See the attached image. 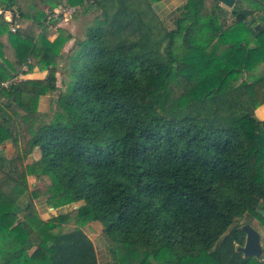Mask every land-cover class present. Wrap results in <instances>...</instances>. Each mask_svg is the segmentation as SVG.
Masks as SVG:
<instances>
[{
  "label": "trees",
  "instance_id": "trees-1",
  "mask_svg": "<svg viewBox=\"0 0 264 264\" xmlns=\"http://www.w3.org/2000/svg\"><path fill=\"white\" fill-rule=\"evenodd\" d=\"M50 1L100 13L63 57L70 33L51 42L47 13L0 1L13 15L0 16V144L15 147L0 152L1 264H99L90 222L109 241L104 264H257L236 248L243 224L264 226V0L217 1L202 24L200 0H185L168 31L151 11L159 0ZM30 60L46 77L14 80ZM26 175L51 183L29 190ZM40 197L78 205L43 220Z\"/></svg>",
  "mask_w": 264,
  "mask_h": 264
},
{
  "label": "rangeland",
  "instance_id": "rangeland-1",
  "mask_svg": "<svg viewBox=\"0 0 264 264\" xmlns=\"http://www.w3.org/2000/svg\"><path fill=\"white\" fill-rule=\"evenodd\" d=\"M19 1L25 2L24 0H19ZM39 2H41V1H39ZM26 3L31 4L29 6V9L25 10L28 13L29 12L30 13H37L39 11V9H42L43 12H45V11L50 12L51 11L48 0H42V3L40 5H36V7H38V9L33 6V1H31V0H27ZM74 7H75L74 12L71 15L68 14V15L61 17V19H57V20L55 19V22L57 25L59 24L62 27L64 26V24L66 22L74 23V25H75L74 41H75L76 38H78L79 36H81L85 33L87 25L95 22V19L99 13V8L93 9L90 12H84V6L83 7L82 6H79V7L74 6ZM224 7L226 9H228V7H226V6H224ZM47 12H45V13H47ZM232 22H234V21L231 20L228 24H230ZM54 25L55 24H53V26L52 25L48 26L45 24L46 27L43 30H39V32L42 31L46 35V37L53 35L57 30L56 28H54ZM11 26L14 27L15 29L17 27V25L14 24V25H9V28ZM49 27H51V28L48 29ZM8 30L9 29H7L6 33L9 36L10 34H9ZM11 40L14 42V38H12ZM181 44H182L181 40L179 38H177L176 42L174 44V51L175 52L181 53V46H180ZM70 47H71V45L66 47L65 50H67V51L61 50V54L63 57L66 56V54H67L66 52H68ZM169 48H170V46L168 45L167 49H169ZM28 70H31V68H29ZM63 70L64 69H63V64H62L61 67H58V72L56 73V78H57L56 85L58 86V88H61V90H62L61 86H62V80H63V75H62ZM58 94H59V91H55L51 95L48 94V95L40 96L39 101H38V110L40 112H47L50 114L51 113L50 104L53 102L52 100H55V99H51V98L58 97ZM0 152H2L7 157H12L15 153V147L12 143V140H6L3 143H1L0 144ZM36 156H38V149H34L32 155L27 158L26 163H30L34 159V157H36ZM26 179H27L26 181L28 183V189L29 190H34L35 188H39L41 190H44L45 187L51 183L50 176H48V175H41L39 177H37L35 175H26ZM28 199H29L28 193H25L22 197H20V199L18 200L19 207L24 208L26 206V204L28 203ZM45 199H46V197H40V198L34 200L36 211H37L38 215L40 216V218L43 220H46L52 216H55L58 213H69L74 208H76V206L78 205V204H73V205L61 207L58 210H53L52 208L48 207V205L45 203ZM244 220L245 219H241L240 222L242 223V222H244ZM250 224L259 232L260 243H261V246L263 248L262 255L260 256V258L257 260H254V261L257 264H264V226L261 224V222L258 219H253L252 222H250ZM70 225H72V222L70 223ZM84 227H83V231L87 234V236L90 238V240H92V242L95 246L96 255H97V259L99 261V264H101V261L103 262L105 254H109V259H110L111 256H110V253L108 251L109 241L107 240V238L105 237V235L103 233V226L99 222H95V223H91L89 225L87 224V226H86L87 230H85ZM0 264H1V261H0Z\"/></svg>",
  "mask_w": 264,
  "mask_h": 264
},
{
  "label": "crops",
  "instance_id": "crops-1",
  "mask_svg": "<svg viewBox=\"0 0 264 264\" xmlns=\"http://www.w3.org/2000/svg\"><path fill=\"white\" fill-rule=\"evenodd\" d=\"M217 1L218 0H200L197 7H196V10H195L194 21L197 24H202V23L208 22L213 17V7L216 5ZM48 2H49V6H50L52 1L49 0ZM184 2H185V0H159L155 3H153L151 6V11L153 13H155L156 17L159 20L158 27L162 26L163 29H165L167 31L173 29L174 19H175V16L177 14V9L180 6H182ZM41 3L42 2L36 1V5H40ZM219 4L221 6H223V4H221L220 2H219ZM30 5L31 4L26 3V1L23 2L22 3V10L25 11L27 8L29 9ZM57 6H66V5L59 4ZM37 9H38V7H37ZM39 10L42 11V9H39ZM45 12H47V11H45ZM88 12H90V11H88ZM1 13H3V15H1ZM99 13H100V9H99ZM0 16H2L6 21H9L11 16L13 17V15L10 11H1V10H0ZM60 19H61V17H60ZM232 21H234V20H232ZM234 23L235 22H232V23L228 24V26H232V25H234ZM45 24H47L48 26H51V25L53 26V24L46 23V21H45ZM50 28L51 27H49L48 29H50ZM54 28L57 29L56 32L53 35L47 36V39L49 41H53L54 39H56L58 37V35H61L62 31L68 32L72 35V38L69 39L68 41H66L64 43L62 49H61L62 51H67V50H65L66 47H68L70 45L72 46V44L74 42V34H75L74 33V28H75L74 23L66 22L63 27L60 26L59 24L57 25L55 23ZM180 40L183 43V39L180 38ZM0 62H1V58H0ZM29 63H30L29 68H31V70H28L29 68H27V71H23L22 73H20L18 75L21 80H28V79L37 80V79H44L46 77V75H47L46 70H39L36 67L34 61H32V60H30ZM254 114L258 119L263 120L264 119V104H261L258 107H256L254 109ZM38 154H39V151H38ZM37 157L38 156H36L34 158H37ZM91 223H95V222H91ZM91 223H88V225ZM108 260H109V254H105V257L103 259V262L101 261V264H104Z\"/></svg>",
  "mask_w": 264,
  "mask_h": 264
},
{
  "label": "water",
  "instance_id": "water-1",
  "mask_svg": "<svg viewBox=\"0 0 264 264\" xmlns=\"http://www.w3.org/2000/svg\"><path fill=\"white\" fill-rule=\"evenodd\" d=\"M224 6L231 8L235 0H218ZM3 15V13H1ZM259 25L255 26V29H259ZM264 216L263 210H258ZM241 231L245 235V240L243 245L237 246L236 250L243 255V257H252L254 259H259L262 255L263 248L260 243L259 232L249 223L243 224L241 226Z\"/></svg>",
  "mask_w": 264,
  "mask_h": 264
},
{
  "label": "built area",
  "instance_id": "built-area-1",
  "mask_svg": "<svg viewBox=\"0 0 264 264\" xmlns=\"http://www.w3.org/2000/svg\"><path fill=\"white\" fill-rule=\"evenodd\" d=\"M74 8L75 7H69V6H57L55 7L54 9H52L50 12H47V18H46V23H48L51 19H60V17H63L65 15H68V14H72L74 12ZM9 30L11 32H14L15 31V28L14 27H10ZM23 71H27V66H23L22 68ZM14 80H21L19 78V76L14 79ZM8 84H10V81H7V82H4L3 83V86H7Z\"/></svg>",
  "mask_w": 264,
  "mask_h": 264
}]
</instances>
